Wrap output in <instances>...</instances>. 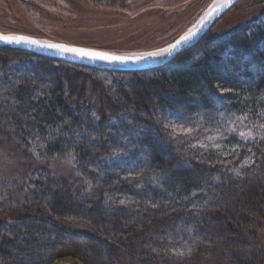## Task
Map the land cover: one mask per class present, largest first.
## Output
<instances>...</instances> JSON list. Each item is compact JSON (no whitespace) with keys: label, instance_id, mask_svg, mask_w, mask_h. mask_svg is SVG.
Masks as SVG:
<instances>
[{"label":"trees","instance_id":"trees-1","mask_svg":"<svg viewBox=\"0 0 264 264\" xmlns=\"http://www.w3.org/2000/svg\"><path fill=\"white\" fill-rule=\"evenodd\" d=\"M263 43L264 15L233 33L203 36L182 57L147 70L61 62L131 77L119 88L123 104L115 106L104 96L96 111L86 100L85 87L69 84L66 74L56 72L55 59L38 56L25 62L18 70L30 74L19 76L25 78L8 89L0 110V136L16 145L26 161L23 184L12 182L10 193L18 188L26 193L30 185L33 189L19 197V210L9 204L7 218H0V264H50L78 251L79 245L97 264H113L120 255L134 264H206L210 258V264H264V143L258 131L264 124V102L258 101L264 93ZM7 62L0 58V65ZM7 65L0 72L9 71ZM150 103L187 111L194 103L222 104L250 119L257 135L249 141L232 137L238 143L235 151L198 158L196 150L186 152L163 137L158 121L148 116ZM116 109L120 122L128 121L126 127L120 125L132 143L130 165L143 167L131 175L105 156L111 145L107 130L115 124L104 112ZM59 126L70 136L82 131L103 137L90 147L85 140L74 146L59 138L68 134L45 144L46 161L56 159L59 148L75 147L77 169L67 177L36 162L29 148L31 137ZM92 180L100 185L87 195L80 181ZM6 205L7 200L0 201V211ZM70 223L86 230L72 231ZM181 236L187 246L184 260L171 251Z\"/></svg>","mask_w":264,"mask_h":264},{"label":"rangeland","instance_id":"rangeland-1","mask_svg":"<svg viewBox=\"0 0 264 264\" xmlns=\"http://www.w3.org/2000/svg\"><path fill=\"white\" fill-rule=\"evenodd\" d=\"M215 2L217 0H0V34L19 33L42 40L57 41L108 52L140 54L166 47L192 27ZM263 15L264 0H239L213 24L204 37L207 35L209 38H216L233 33L241 28H246ZM260 50L264 51V43ZM34 55L36 54L22 50L20 53L5 54L0 49V58L8 60L6 64L0 65V68L6 67L9 63L7 65L9 71L0 72V110L7 103V96L11 91L8 89L11 87L13 89L14 85L25 78L19 76L30 74L25 70L19 71L18 68H22L23 64L31 58H40L38 57L40 55ZM182 56L181 52L173 60ZM54 62L56 72L62 75L66 74L68 76L66 80L69 84L85 87L86 100L91 109L96 111L98 102L104 96L113 100L115 106L124 103L118 96L119 88L121 89L122 84L131 77L112 71L95 73L94 70L72 65L65 66L61 64L63 61L56 60ZM65 67L69 73H65ZM90 77L98 86L94 84L91 87ZM145 78L143 76V79ZM116 81L121 85L117 86ZM197 99V97L192 98L194 102H197ZM194 104L195 108L192 111H187L167 108L164 104L154 107L152 103V116H148L158 121V126L164 132L162 135L167 141L175 143L179 149L186 152L196 150L194 153L196 152L198 158L205 159V156L210 152L217 155L235 151L238 149V143L232 137L242 141L252 140L249 138L250 135L256 137L257 128L255 124L236 109L227 110L228 107L222 104L213 107ZM112 111L114 112H104V118L115 124V128L107 130L111 145L105 156L111 157L117 162L124 175L133 174L143 167L130 165L133 164L129 158L133 154L132 143L129 140V134L126 135L125 129H122V125H120L123 123L126 127L128 121L122 122L121 119L120 122L118 110ZM177 113H179V118ZM161 115H167L168 121H172L169 131L174 132L175 138L164 130V123L167 121H162ZM67 134L69 135L59 126L55 132H49L45 136L31 137L32 141L29 146L36 162L45 163L48 169L66 177L72 173L75 174V169H77L74 160L69 162V158L74 157L72 151L75 147H70L69 150L65 148V151L59 148L56 159L46 161L44 155L47 152L46 143L55 137L67 136ZM124 137L127 140L123 139ZM59 138L65 139L68 145L74 146L85 140L86 145L90 147L93 142H99L103 137H92L81 131L72 133L69 138ZM5 140L3 136H0V196H2L0 201L7 200V205L4 206L6 207L5 210L0 211L3 212L0 214V218L4 216L7 218L9 211H11L7 209L9 204L13 210H19L21 208L19 197L25 196L30 188L33 189V185H30V188L29 186L25 188L26 193L21 192V189L17 191L19 188L10 193L8 185L12 182L18 181L19 187L22 186L24 179L21 178V168L23 166L25 168L26 161L15 149L16 145H13L12 142H5ZM158 140L160 139L158 138ZM114 150L117 151L116 156L112 155ZM125 152L127 155H123ZM250 157L249 155L246 161H249ZM80 183L81 187H84L83 192L87 195L100 185L94 180L88 183L80 181ZM79 186L80 184L76 189ZM16 194L18 195L16 196ZM111 197L110 195L109 198ZM68 226L72 231L86 230L74 223H70ZM181 237L176 240V246L171 251L184 260L187 252L183 248L187 246L183 243L184 238ZM82 247L79 245L78 251L74 250L73 253L57 257L50 264H57L61 261H67L70 264H97L89 257L87 250ZM161 256L165 257V254L163 253ZM120 257L122 259L112 263L134 264V260L127 255H120ZM211 260L214 259L210 258L206 264H210Z\"/></svg>","mask_w":264,"mask_h":264},{"label":"snow or ice","instance_id":"snow-or-ice-1","mask_svg":"<svg viewBox=\"0 0 264 264\" xmlns=\"http://www.w3.org/2000/svg\"><path fill=\"white\" fill-rule=\"evenodd\" d=\"M230 2L231 0H221L219 4L213 5L211 8H209L208 11L204 13V15H202L199 18V20L192 27H190L186 32H184V34L181 35L179 39H176L173 43L168 44L166 47L157 48L153 51H148L140 54L116 55L109 52L95 51L88 48L68 46L65 44H52L48 42H41L39 40L33 39L32 37L25 35H0V41H5L7 43H16V44L24 43V44L35 45L40 47H47L50 49L58 50L61 55L73 54L82 59L87 58L90 60H100L106 62H120V63L139 62L145 60L146 58L172 55L173 52L176 51L181 45L186 44L187 42L192 40L197 35V33L207 25V23L212 19V17L218 14L221 11V9L226 8ZM258 101L264 102V93H261V95L258 98ZM261 115L262 117H264V113H262ZM93 116H95V113H93ZM177 117L179 118V113H177ZM160 119L162 121H167L166 123H164V130L168 132L170 136L175 138L174 132L169 131L170 126L172 125V121H168L167 115H161ZM258 131L260 133V142L264 143V124H261L259 126ZM137 135L139 134L137 133ZM249 138L255 140L254 136L250 135ZM123 139L127 140L126 137H124ZM112 155L116 156L117 151L114 150ZM123 155H127V153L125 152L123 153ZM72 160H74V157L69 158L70 163L72 162ZM129 175H131V173H129ZM193 195H195V193H193ZM124 203L125 201L122 200L121 204ZM153 207H155V205H153ZM188 231H191V229H188Z\"/></svg>","mask_w":264,"mask_h":264},{"label":"water","instance_id":"water-1","mask_svg":"<svg viewBox=\"0 0 264 264\" xmlns=\"http://www.w3.org/2000/svg\"><path fill=\"white\" fill-rule=\"evenodd\" d=\"M238 1L239 0H231V2L228 4V6L226 8L221 9V11L218 14L213 16L212 19L207 23V25L204 28H202L192 40H190L186 44L181 45L176 51L173 52L172 55H170V56L165 55L162 57H154V58H146L145 60H142L139 62L120 63V62H106V61H100V60H90L87 58L82 59V58H79L73 54L61 55L59 53V51L56 49H50L47 47H40V46L29 45V44H24V43L16 44V43H7L5 41H0V46H8V47L13 48V49H19V50H22V51H25L28 53H32V54L56 59V60L67 62V63H73V64H90V65L108 66V67H114V68H119V69L128 70V71L147 70V69L155 68V67L165 65V64L171 62L173 59H175V57L178 54H180L181 52H183L187 48H190L191 46H193L198 40H200L210 30V28L213 26V24L218 19L223 14H225L231 7H233ZM220 2H217L213 5H217ZM213 5H211L209 8H211ZM209 8L206 11H208ZM0 35H25V36L32 37L33 39L39 40L41 42H48V43H52V44H65L68 46L88 48V49H92L95 51L108 52V51L98 50V49L89 48V47H82V46H77V45H73V44H66V43L57 42V41L42 40V39H39L37 37L26 35V34L15 33V34H0ZM179 37L176 39H179ZM174 41H172L171 43H173ZM109 53H113L116 55H132V54H121V53H114V52H109ZM57 264H70V263L60 262Z\"/></svg>","mask_w":264,"mask_h":264},{"label":"bare ground","instance_id":"bare-ground-1","mask_svg":"<svg viewBox=\"0 0 264 264\" xmlns=\"http://www.w3.org/2000/svg\"><path fill=\"white\" fill-rule=\"evenodd\" d=\"M221 0H217V2H220ZM217 2H215V3H217ZM61 262H67V261H61ZM58 263V262H57ZM54 264V263H53ZM56 264V263H55Z\"/></svg>","mask_w":264,"mask_h":264}]
</instances>
